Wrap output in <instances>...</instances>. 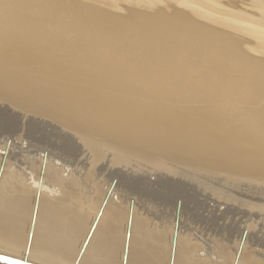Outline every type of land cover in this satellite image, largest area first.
Here are the masks:
<instances>
[{
    "label": "bare ground",
    "instance_id": "6f19581e",
    "mask_svg": "<svg viewBox=\"0 0 264 264\" xmlns=\"http://www.w3.org/2000/svg\"><path fill=\"white\" fill-rule=\"evenodd\" d=\"M226 1L0 0L1 97L28 104L51 127L0 110V256L22 262L0 264H215L209 247L203 256L205 234L230 242L252 216L249 202L202 194L171 166L264 176V0ZM193 56L211 64L186 81ZM103 145L133 166L107 167ZM155 155L168 171H140ZM109 180L112 195L101 186ZM131 195L145 201L142 211ZM217 199L235 204L219 210ZM257 221L238 233L234 253L223 242L217 262L264 264Z\"/></svg>",
    "mask_w": 264,
    "mask_h": 264
},
{
    "label": "rangeland",
    "instance_id": "374dc122",
    "mask_svg": "<svg viewBox=\"0 0 264 264\" xmlns=\"http://www.w3.org/2000/svg\"><path fill=\"white\" fill-rule=\"evenodd\" d=\"M219 1H221V3L223 2V0H219ZM225 2V4H226V0L224 1ZM223 2V3H224ZM240 3L241 2H239V6H240ZM168 62L169 63H171V64H173V62H172V60L171 59H168ZM179 62L180 63H184L183 61L181 62L180 60H179ZM185 64L190 68V70L188 71V70H184V71H181L182 72V78L184 79V80H186V81H194L195 79H194V77H195V68H196V66H198V65H200V66H202L203 68H205V67H208L210 64H211V62L208 60V59H206V58H203V57H199V56H193V57H189L186 61H185ZM3 97H1V94H0V110L3 112V111H6L7 109H8V111H6L9 115L11 114V116H9V117H14V118H16L17 116H19V115H22V116H19V118L17 117L16 119H14L13 117V119H14V121L13 122H17V123H23L24 121H25V123H28V124H30L31 125V123L30 122H32V125H36V126H39V127H41L44 131H50L51 130V127L46 123V121H45V117H43L42 118V116H40L39 114H35L33 111H31L29 108L27 109V107L29 106L28 104H24V103H22V104H20V103H15L14 101L12 102V101H10L9 103L7 102V101H5L6 99L5 98H3ZM5 99V100H4ZM261 99L262 100H264V98L263 97H261ZM198 100V102L201 104V105H204L202 102H200V100H199V98L197 99ZM4 102H6V103H4ZM3 103H4V105H3ZM12 103V104H11ZM14 103V104H13ZM22 105V106H21ZM26 105H28V106H26ZM4 107V108H3ZM22 107H23V109H22ZM3 108V109H2ZM11 110H10V109ZM14 109V110H13ZM16 110V111H15ZM18 110V111H17ZM11 113H10V112ZM13 111V112H12ZM16 112V113H15ZM23 112V113H22ZM15 113V114H14ZM19 114V115H18ZM23 114H25V115H23ZM31 116H30V115ZM14 115H16V117L14 116ZM29 115V117H27V116ZM37 115V116H36ZM26 116V117H25ZM204 116V115H203ZM240 117V116H239ZM32 119V120H30L29 121V119ZM35 118V119H34ZM12 119V120H13ZM28 119V120H27ZM47 119V118H46ZM24 120V121H23ZM28 122H27V121ZM36 120V121H35ZM39 120V121H38ZM34 122V123H33ZM36 122V123H35ZM39 123V124H38ZM55 124V123H54ZM54 124H51V126H53V127H56ZM48 125V126H47ZM57 125V124H56ZM59 126V125H58ZM46 128V129H45ZM56 128H58V129H56ZM56 128H54L55 129V131H56V135L55 136H57V135H65V137H67L66 135H68L69 137L67 138L70 142H72V140H73V142H75V143H77L78 145H79V142H78V140H77V138L75 139L74 138V135L72 134V132L71 131H66L65 129H63L62 130V128H59V127H56ZM60 131H61V133H60ZM58 132V133H57ZM71 132V133H70ZM18 134H20V132H18ZM71 136H72V139H71ZM70 138V139H69ZM18 140H16V142H17ZM83 146V145H82ZM103 146H105L106 148H104L103 147V149H102V153L105 155V157H104V164L105 165H107V162H109L108 163V165H107V167H109L110 169L111 168H114V166H116V164H119V162H120V164H124V165H126L127 166V164H129L128 162H130L131 161V163H132V159H130V160H127V164H126V162L124 163L123 162V160L125 159V155L124 154H119V153H117V151L116 152H113L112 151V148L111 147H108V145H103ZM84 150L86 149L84 146L82 147ZM111 148V149H110ZM108 149H109V151L111 152V154H110V152H107L108 151ZM1 152H2V154H3V152L4 151H2V150H0ZM86 151H87V153H86ZM104 151H106V153L104 152ZM47 155V156H52V155H50L48 152H42V151H38V154L39 155ZM47 153V154H46ZM108 153H109V156H108ZM5 154V153H4ZM85 154H87V157L90 155V153L88 152V150L86 149L85 150ZM117 154V156L115 157V158H112L113 156L112 155H116ZM111 155V156H110ZM122 155V156H121ZM124 155V156H123ZM53 157V156H52ZM123 157V158H122ZM155 157V161H152L151 163H152V165L150 164V162H149V164H147L148 165V168H146L147 167V165H146V167L144 166V165H142V167L139 169L140 171H141V169L142 168H144V169H142V170H145V169H149V167H151L150 168V170H156L155 172V174L156 175H160V174H158L157 172H163V170H164V167H165V171H168V170H166V169H168L166 166H163L162 164H161V162H160V159H162L161 157H163V156H157V155H155L154 156ZM157 157L159 158L160 157V159H157ZM119 158V159H118ZM108 159H110V160H108ZM113 159V160H112ZM117 161H116V160ZM122 159V160H121ZM127 159V158H126ZM156 159H157V161H156ZM163 159H164V157H163ZM162 159V160H163ZM108 160V161H107ZM111 160H112V162H111ZM115 160V161H114ZM119 160H121V161H119ZM165 160V159H164ZM119 161V162H118ZM137 161L138 160H136L135 162L137 163ZM160 162V164H159V162ZM168 161V160H167ZM122 162V163H121ZM139 162V161H138ZM154 162H157V164L156 163H154ZM163 162V161H162ZM170 162V161H169ZM65 163V162H64ZM110 163H112V165H110ZM114 163H116V164H114ZM21 165V171H23V172H25V171H27V165H25V164H19L18 166H20ZM65 165H66V167L68 168V172L69 171H72L73 169H74V167L70 164V163H65ZM110 165V166H109ZM129 165H131V166H133L132 164H129ZM137 165V164H136ZM187 165V164H186ZM188 165H190V167H186L181 173H179V171L178 170H176V169H178V165H172L171 167H173L174 168V166H176L173 170H175V173H174V175H176V177H178V175H179V177L178 178H187L188 176H189V178H187V182H189V183H192V182H196V183H198V184H202L201 186L203 187L201 190H197L198 192H200V193H202V194H204V193H213V195L214 194H217V195H219V197H222V198H224L225 196H227L226 194H229V196L231 195V193H232V195H233V197L232 198H243V197H245L247 200V203L249 202V206L250 205H252V206H247V208H246V210H248V212H249V214L250 215H252L251 216V218H247V217H244V218H242L239 222H237L238 223V227L243 223V225H241L240 227H239V232L238 233H240L241 232V230H242V232L240 233V234H242L244 231H247V230H250L249 228V224L248 223H250V221H257V219H258V221L257 222H254V224L256 223V226L258 225V228H256V229H262V226H264V211L262 210V208L264 207V199H263V197H264V186H262L263 184H264V179H263V177L264 176H259V175H256V174H253V176L251 175V174H247V176H248V183H247V176H246V174L244 175L243 173H236V172H234V171H228L227 169H223V168H214V169H212V171H211V169L209 168H207V166H205L204 167V165H197V164H188ZM144 166V167H143ZM193 166V167H192ZM201 166V167H200ZM88 167V166H87ZM90 167V166H89ZM88 167V168H89ZM154 167V168H153ZM195 167V168H194ZM207 168V170H210V171H207L206 169H204V168ZM86 169V170H88L89 171V169ZM92 168V167H91ZM183 168V167H182ZM193 168V171L192 170H190V169H192ZM203 168V169H202ZM157 169H161V170H157ZM199 169V170H198ZM201 169V170H200ZM219 171H218V170ZM86 170H84L83 171V173H85L86 174V172H87V174H88V171H86ZM190 170V171H189ZM202 170H204V172L202 171ZM223 170V171H222ZM96 170L94 169V170H92V173L94 174V173H98V172H95ZM109 171H111V170H109ZM184 171H186V172H184ZM187 171H188V173H187ZM192 171V172H191ZM195 171V172H194ZM205 171H207V172H205ZM217 171L219 172V174H217ZM178 172V173H177ZM193 172L195 173V174H193ZM197 172V173H196ZM210 172V173H209ZM216 172V173H215ZM234 173V175L233 174H231V173ZM102 173V172H101ZM154 173V172H153ZM152 173V174H153ZM185 174V176L183 175V174ZM201 173V174H200ZM212 173V174H211ZM223 173V174H222ZM104 174V173H103ZM103 174H100V175H94V179H101L102 177V175ZM187 174H188V176H187ZM205 174V175H204ZM217 174V175H216ZM222 174V175H221ZM91 175V174H90ZM156 175H152V176H156ZM182 175V176H181ZM213 175V176H212ZM224 175V176H223ZM232 175V176H234V177H230V176ZM241 175V176H240ZM242 175H244V176H242ZM250 175L252 176V177H250ZM141 176V175H140ZM143 176V175H142ZM184 176V177H183ZM199 176L201 177V178H199ZM204 176H206V177H204ZM208 176V177H207ZM212 176V177H211ZM214 176H216V177H214ZM223 176V177H222ZM238 176V177H237ZM191 177H193V178H191ZM204 177V178H203ZM246 177V178H245ZM257 177V178H256ZM28 178L29 179H31L32 178V171L30 170V169H28ZM150 178H152V177H150ZM191 178V179H190ZM197 178V179H196ZM200 179V181H199V179ZM234 178V180H232ZM238 178H239V181H237L238 180ZM251 178V179H250ZM261 178V179H260ZM99 179V180H100ZM194 179H195V181H194ZM205 179V180H204ZM259 181H258V180ZM263 179V180H262ZM39 180H41V179H38V180H33L32 182H35V183H39ZM197 180V181H196ZM202 180H204V181H202ZM212 182H211V181ZM223 180V181H222ZM244 180L246 181V182H244ZM250 180V181H249ZM262 180V181H261ZM90 181V179L87 181V183ZM199 181V182H198ZM208 181V182H207ZM258 181V182H257ZM201 182V183H200ZM203 182V183H202ZM209 183H211V184H209ZM212 183H214V184H212ZM247 183V184H246ZM260 183V184H259ZM109 184H111V181L109 180V182L107 183V184H104V185H101L102 186V190H104L105 192H108L110 195H112V191L113 190H111V187L109 186L108 187V185ZM140 184H144V183H140ZM206 184V185H205ZM229 184V185H228ZM231 184V185H230ZM245 184V185H244ZM100 186V187H101ZM206 186V187H205ZM209 186V187H208ZM107 187V188H106ZM249 187H252V188H250V191L248 190L249 189ZM141 188H144L143 187V185H141ZM246 188H247V191H246ZM254 188V189H253ZM85 189V188H84ZM82 190L81 192H86V190ZM204 189V190H203ZM205 189H207V190H205ZM212 191H211V190ZM245 189V190H244ZM217 191L216 193L214 192V191ZM232 190V191H231ZM123 190H121V188H120V190H119V192H118V195H115V197H116V201H117V203H120V204H123V200L121 199V192H122ZM231 191V192H230ZM234 191V192H233ZM242 192V194L240 195V193ZM243 191H244V193H243ZM253 191V192H252ZM255 191L257 192V193H255ZM246 192L248 193L247 195H246ZM259 192H261V193H259ZM91 193V192H90ZM123 193H124V191H123ZM234 193V194H233ZM87 194V193H86ZM125 194V193H124ZM223 194V195H222ZM225 194V195H224ZM236 194V195H235ZM254 194V195H253ZM255 194H256V196H255ZM123 195V194H122ZM231 195V196H232ZM237 195H239L238 197H237ZM244 195V196H243ZM251 195H253V196H251ZM259 195V196H258ZM262 196V198H261V196ZM119 196V197H118ZM132 196H133V198H132ZM215 197H216V195H214ZM228 196V197H229ZM243 196V197H242ZM247 196V197H246ZM114 197V196H113ZM119 199H118V198ZM134 197H136L135 195H131V196H128V199H127V203H131V201H130V199H137V197L136 198H134ZM213 197V196H212ZM227 197V198H228ZM259 197L261 198V199H259ZM130 198V199H129ZM214 198V197H213ZM230 198V197H229ZM251 198V199H250ZM255 198V199H254ZM259 199V202H258V199ZM142 198H138L137 199V202L139 203V202H141V203H139V205H140V208H139V210L140 211H142V209H144L146 206V204H145V201L144 200H141ZM249 199V200H248ZM252 199H254V200H252ZM262 199H263V201H262ZM257 200V201H256ZM129 201V202H128ZM261 201V202H260ZM87 202H88V200H87ZM233 201L232 200H228V203L227 202H225V201H221V200H219V199H217V204H215L214 206H218V209L219 210H223L227 205L228 206H234V204H231ZM143 203V204H142ZM252 203H256L255 205L254 204H252ZM258 203H260L259 205L261 206V207H257V206H259V205H257ZM263 203V204H262ZM124 204H125V202H124ZM145 204V205H144ZM262 204V205H261ZM263 206V207H262ZM143 207V208H142ZM160 208H162V210H164V208L162 207V206H160ZM257 208V209H256ZM258 208H259V210H261V211H259L258 210ZM251 209V210H250ZM260 215V216H259ZM235 217V219H237L239 216L238 215H236V216H234ZM237 217V218H236ZM256 218V219H255ZM245 222H244V221ZM249 220V221H248ZM259 220H261V223H260V221ZM247 221V222H246ZM242 222V223H241ZM246 224V225H245ZM248 224V225H247ZM262 224V225H261ZM199 233V234H198ZM197 234L198 235H196L197 237H199V235H202L203 236V238H205V236H206V238H205V241L208 243H201L200 241H198L199 243H201L200 244V246L202 245V247L204 248V249H207L208 247L210 248L209 250L211 251V253H215L213 256L214 257H211V256H208V255H212L211 253H210V251L207 249L206 251H209L208 253L206 252V254L204 253V257H206V256H208L207 258H214V259H216V257H217V259L216 260H214V262H215V264L217 263V264H220V262H217V261H223V258H220L222 255H219V252H220V250H221V248L220 247H222L221 245L222 244H224L223 242H225V243H227V244H224V246H228L227 248H230V252H231V254L232 253H234L235 252V247L234 246H237V244H238V242L237 241H239V242H241V240H242V236L243 235H241L240 236V234H235V236H233L232 237V240L230 239L229 241L230 242H228V240H226V239H224V240H226V241H224L223 240V238L222 237H216V236H218V235H214L213 236V234H211L210 232H206L207 233V235H208V237H207V235L205 234V236H204V232H202L201 234H200V232H198ZM210 234V235H209ZM237 235V236H236ZM238 235H239V237H238ZM196 236H193V240L194 241H197V240H199ZM212 236H213V238H212ZM211 237V239H208V238H210ZM216 237V238H215ZM237 238L238 237V239H234V238ZM195 238V239H194ZM239 238H240V240H239ZM220 240V241H219ZM235 240V241H234ZM217 243H216V242ZM233 241V242H232ZM213 242V244H211ZM220 243V245H219V243ZM231 242H232V244H231ZM210 243V244H209ZM207 245H210V246H207ZM205 246V247H204ZM214 246V247H213ZM217 247V248H216ZM219 247V248H218ZM212 248V249H211ZM233 248V249H232ZM257 247H255L254 248V250H259V251H257V252H260L261 253V251L263 250L264 251V248L263 249H256ZM217 251H215V250ZM251 249H253V248H251ZM234 252H233V251ZM27 251V250H26ZM215 251V252H214ZM262 251V253H264ZM2 252V251H1ZM210 253V254H209ZM9 254V253H8ZM15 256V257H18L19 259H22L23 257H20V254L19 255H15V253H11L10 255L11 256H13V255ZM221 254V253H220ZM206 255V256H205ZM218 256H219V258H218ZM25 258V257H24ZM23 258V259H24ZM22 259V260H23ZM222 259V260H221ZM32 261H35L36 262V260H32ZM40 263L41 264H43L44 262H41L40 261ZM47 262H45L44 264H46ZM222 264V263H221Z\"/></svg>",
    "mask_w": 264,
    "mask_h": 264
},
{
    "label": "water",
    "instance_id": "95a60500",
    "mask_svg": "<svg viewBox=\"0 0 264 264\" xmlns=\"http://www.w3.org/2000/svg\"><path fill=\"white\" fill-rule=\"evenodd\" d=\"M3 256H0V258H2ZM4 259H8V260H10L11 262H15V263H22V262H20V261H17L16 259H12V258H5V257H3ZM26 264V263H25Z\"/></svg>",
    "mask_w": 264,
    "mask_h": 264
}]
</instances>
